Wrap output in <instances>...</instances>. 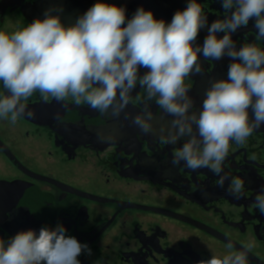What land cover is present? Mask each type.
Masks as SVG:
<instances>
[{"label":"clouds","instance_id":"1","mask_svg":"<svg viewBox=\"0 0 264 264\" xmlns=\"http://www.w3.org/2000/svg\"><path fill=\"white\" fill-rule=\"evenodd\" d=\"M217 2L225 15L211 23L198 0H187L170 22L142 6L128 18L125 7L97 0L69 25L61 20L62 9L50 8L42 19L12 32L0 30V120L15 125L34 118L29 101L37 94L65 109L71 101L116 122L123 117L141 134L179 145L173 147L174 166L207 168L218 177V187L227 182V192L240 199L244 180L223 165L232 144L244 145L264 127V48L238 45L233 36L251 23L256 40H264V0ZM201 58L229 63L225 77L210 82L193 111L186 80L202 74ZM138 88L143 100L133 113L128 109ZM96 135L102 143L117 139L102 127ZM254 207L264 214V190ZM66 233L57 224L21 230L7 240L0 236V264H81L79 257L91 249ZM254 246L248 241L237 247L227 239V254L196 264H249Z\"/></svg>","mask_w":264,"mask_h":264},{"label":"flooded vegetation","instance_id":"2","mask_svg":"<svg viewBox=\"0 0 264 264\" xmlns=\"http://www.w3.org/2000/svg\"><path fill=\"white\" fill-rule=\"evenodd\" d=\"M34 3L7 4L0 11V30L31 23L26 11ZM201 6L209 23L225 15L217 0H202ZM205 35L201 31L200 43ZM233 39L264 48L251 23ZM201 63L202 74L186 80L193 111L210 82L225 77L229 61L201 58ZM133 96L128 111L134 113L142 90ZM68 104L65 109L53 99L45 103L37 94L29 101L34 118L15 125L0 120V236L7 240L21 230L62 224L67 235L91 249L79 257L81 264H196L227 254V239L237 247L254 241L249 264H264V214L254 207L264 190V127L244 145L232 144L223 165L244 180L237 199L227 192V182L217 186L209 169L174 166L173 147L179 145L141 134L123 117L116 122L86 105ZM152 110L159 116L154 104ZM101 127L117 139L100 142Z\"/></svg>","mask_w":264,"mask_h":264},{"label":"water","instance_id":"3","mask_svg":"<svg viewBox=\"0 0 264 264\" xmlns=\"http://www.w3.org/2000/svg\"><path fill=\"white\" fill-rule=\"evenodd\" d=\"M25 0H5L0 7V11L7 7V4L21 5ZM97 0H35L33 6L27 7L26 11L33 20L37 17L43 18V13L46 9H62L59 12L61 20L65 25L75 22L76 18L82 15L90 8ZM108 3H113L126 8L128 18H131L138 7H144L146 10H151L157 19L171 20L173 14L178 9H183L186 6L187 0H106ZM201 4L202 0H198ZM31 12V14L29 13ZM53 14H57L54 12ZM69 131L70 127H66Z\"/></svg>","mask_w":264,"mask_h":264}]
</instances>
